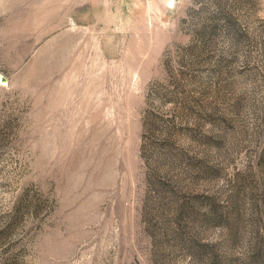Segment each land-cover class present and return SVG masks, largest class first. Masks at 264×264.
Returning a JSON list of instances; mask_svg holds the SVG:
<instances>
[{
	"label": "rangeland",
	"instance_id": "1",
	"mask_svg": "<svg viewBox=\"0 0 264 264\" xmlns=\"http://www.w3.org/2000/svg\"><path fill=\"white\" fill-rule=\"evenodd\" d=\"M0 264H264V0H0Z\"/></svg>",
	"mask_w": 264,
	"mask_h": 264
},
{
	"label": "water",
	"instance_id": "2",
	"mask_svg": "<svg viewBox=\"0 0 264 264\" xmlns=\"http://www.w3.org/2000/svg\"><path fill=\"white\" fill-rule=\"evenodd\" d=\"M0 82L3 83V84H6L7 83V80L4 76H1L0 77Z\"/></svg>",
	"mask_w": 264,
	"mask_h": 264
}]
</instances>
